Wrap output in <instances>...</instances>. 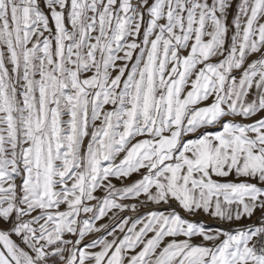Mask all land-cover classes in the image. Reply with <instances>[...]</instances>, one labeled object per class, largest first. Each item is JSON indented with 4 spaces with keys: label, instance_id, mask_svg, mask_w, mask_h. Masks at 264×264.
<instances>
[{
    "label": "snow or ice",
    "instance_id": "6c2138e0",
    "mask_svg": "<svg viewBox=\"0 0 264 264\" xmlns=\"http://www.w3.org/2000/svg\"><path fill=\"white\" fill-rule=\"evenodd\" d=\"M0 264H264V0H0Z\"/></svg>",
    "mask_w": 264,
    "mask_h": 264
}]
</instances>
